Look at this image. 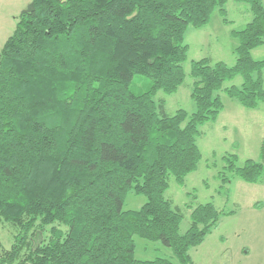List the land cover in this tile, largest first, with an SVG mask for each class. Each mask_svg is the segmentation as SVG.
Segmentation results:
<instances>
[{
  "label": "trees",
  "instance_id": "1",
  "mask_svg": "<svg viewBox=\"0 0 264 264\" xmlns=\"http://www.w3.org/2000/svg\"><path fill=\"white\" fill-rule=\"evenodd\" d=\"M249 5L236 62L193 61L196 110L169 114L160 90L185 82L189 26L203 27L228 0H31L0 51V220L17 230L0 264H174L136 259L135 236L170 247L181 264L219 225L213 202L182 209L166 197L170 178L185 183L202 159L201 126L218 119L225 89L244 107L264 101V1ZM227 168L248 183L264 177L259 160ZM134 191L147 201L125 210ZM45 232H47L45 234ZM43 235V236H42Z\"/></svg>",
  "mask_w": 264,
  "mask_h": 264
},
{
  "label": "rangeland",
  "instance_id": "2",
  "mask_svg": "<svg viewBox=\"0 0 264 264\" xmlns=\"http://www.w3.org/2000/svg\"><path fill=\"white\" fill-rule=\"evenodd\" d=\"M30 1L0 0V51L13 33L19 14ZM226 9L223 16L216 8L210 22L203 27H188L185 36L189 47L184 64L185 82L176 93L167 94L160 90L156 95V99L166 100L169 114L179 109L190 113L196 110L191 97L195 81L191 75L193 61L207 58L212 64L219 61L235 64V50L240 41L233 31L245 28L253 14L248 4L237 0H228ZM252 57L263 60L264 45L252 50ZM242 82L243 77L238 75L226 81L218 91L225 107L218 119L208 121L200 128L198 146L202 159L197 170L187 175L184 184L171 177L166 192V197L182 209V233L188 230L193 208L198 204L213 202L223 212L213 232L201 245L190 250L192 264H264V177L258 183L245 182L229 172L225 159L236 155V164L243 166L248 159L260 158L264 139V101L257 108L248 109L225 91L227 87L240 86ZM146 201L145 195L130 191L124 209L139 210ZM16 233L14 226L0 220V239L6 248L13 245ZM135 242V256L140 261L163 257L174 264H181L172 249L159 241L135 236Z\"/></svg>",
  "mask_w": 264,
  "mask_h": 264
},
{
  "label": "crops",
  "instance_id": "3",
  "mask_svg": "<svg viewBox=\"0 0 264 264\" xmlns=\"http://www.w3.org/2000/svg\"><path fill=\"white\" fill-rule=\"evenodd\" d=\"M246 254H250V252L249 251H246Z\"/></svg>",
  "mask_w": 264,
  "mask_h": 264
}]
</instances>
